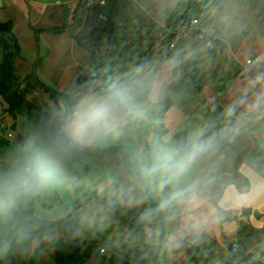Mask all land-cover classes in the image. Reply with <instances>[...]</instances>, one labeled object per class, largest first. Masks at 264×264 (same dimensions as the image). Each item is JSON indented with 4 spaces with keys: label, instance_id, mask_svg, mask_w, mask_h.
<instances>
[{
    "label": "crops",
    "instance_id": "obj_1",
    "mask_svg": "<svg viewBox=\"0 0 264 264\" xmlns=\"http://www.w3.org/2000/svg\"><path fill=\"white\" fill-rule=\"evenodd\" d=\"M83 1L0 0V24L14 23V33L22 50L21 58L16 61V77L20 81L34 71L40 57L44 59L37 70L38 78L43 83L44 80L55 82L59 92L71 93L78 74L91 72L88 52L72 38V35H78L83 30L87 20L88 13L82 8ZM220 1V11L205 14L204 0H125L118 16L115 41L110 49L109 57L118 64L121 77L141 66L140 62H156L164 56L180 57L175 71L166 77L168 83L164 96L150 109L158 112L160 104L167 98L173 103L172 109L158 121L168 131L162 138L165 144L178 142L175 137L178 133L187 138L194 129L208 121L225 126L230 107L236 109L234 119H243L235 141L225 145L219 156L220 170L211 201L212 206L221 209L219 219L197 234L178 238H173L172 230L167 227L170 233L167 264H195L186 262L187 248L192 245L199 248L202 264H226L232 248L234 257L231 264H249L246 262L248 257L264 264V189L257 183L258 178L264 176V104L255 111L249 106L264 98V0ZM190 2L195 3L193 9L188 8ZM198 11L204 16L203 21L197 16ZM77 12L83 21L80 27L75 26L63 34H42L38 48L34 30L72 27ZM172 15H186L188 22H200L185 33L184 42L176 51H171L169 42L163 41V37L183 21H171ZM209 41L215 42L218 47L216 51L208 49ZM189 50H193L194 54L189 56ZM2 60L3 51L0 48V65ZM248 61H252V64L248 65ZM105 85L98 80L90 91H99ZM69 89L72 90L67 92ZM28 100L43 108L45 101L51 114L54 109L57 113L64 109L54 106L39 89L30 94ZM7 109V103L0 95V155L17 144L18 129H23L25 123V117L14 119L6 113ZM136 127L142 131V153L145 145L159 137L154 133L149 119ZM10 134L14 139L8 140ZM104 141L107 144L103 148L115 146L119 143V136H111ZM86 159L76 165L78 171L87 167L84 166ZM95 159L108 171L101 172L98 186L90 191L98 194L111 192L114 199L126 203L119 194L125 188L131 190L134 182L124 155ZM237 174L244 175L250 181L249 193L240 194L231 185V180ZM80 181L66 183L75 186ZM30 204L28 201L26 206ZM134 205L132 207L136 213L143 210V204ZM43 209L42 212L34 210V213L37 219L44 222H59L69 215L66 209L54 211L45 205ZM86 222H74L79 234L73 238L86 264H130L114 251L115 244L124 242L134 248L157 243L150 229L137 234L126 227L123 218L116 217L107 227L109 241L104 239L106 242L103 243L93 238V223ZM58 238L61 235L33 242L16 264H57L55 251L48 244ZM101 247H105L111 255H100ZM165 256L164 251L156 263L145 258L137 264H165Z\"/></svg>",
    "mask_w": 264,
    "mask_h": 264
},
{
    "label": "clouds",
    "instance_id": "obj_2",
    "mask_svg": "<svg viewBox=\"0 0 264 264\" xmlns=\"http://www.w3.org/2000/svg\"><path fill=\"white\" fill-rule=\"evenodd\" d=\"M187 54L191 56L194 51ZM179 62L180 57L164 56L134 68L56 113L54 124L37 129L23 143L10 146L0 155V261L15 251L31 248L36 238L40 222L18 215L25 202L52 188L64 167L87 149L145 122L151 107L166 92V77ZM262 104L264 98L249 106L255 111ZM227 114L225 126L208 121L181 141L165 146L157 141L150 158L131 170L134 185L120 192L121 200L148 203L144 219L160 217L172 230L173 238L197 234L219 219L221 209L211 205L219 156L225 145L235 141L243 125V119H234V107ZM188 176L190 179L181 183ZM257 183L264 189V176ZM166 191L167 195L151 206L152 192ZM112 207L111 201L103 202L95 209L86 208L83 215L87 218L95 212L106 216Z\"/></svg>",
    "mask_w": 264,
    "mask_h": 264
},
{
    "label": "trees",
    "instance_id": "obj_3",
    "mask_svg": "<svg viewBox=\"0 0 264 264\" xmlns=\"http://www.w3.org/2000/svg\"><path fill=\"white\" fill-rule=\"evenodd\" d=\"M125 0H108L106 6H93L87 8L83 1V10L88 13L87 20L83 25V30L78 35H72V38L76 40L78 45L84 48L88 52L90 62V73H79L73 92L65 93L59 92L43 83L37 76V70L43 63V58L40 57L34 66V71L28 75L23 81H20L16 77V61L21 58L22 50L14 33V23L12 21L0 24V48L3 51V60L0 65V95L7 103L8 109L6 113L17 119L19 116L25 117L24 133L19 134L17 137V143H23L30 135L39 128L50 126L55 123L56 116H53L50 112V108H43L41 105L30 102L28 96L35 90H42L52 102V104L58 108L64 107L65 109L73 107L79 102V100L90 92L93 85L98 81L109 83L118 77H121L118 73L119 66L113 60L110 59V49L115 41V34L118 25V16L121 7ZM206 8L203 10L205 14L212 11H220L222 9V3L220 0H204ZM189 9L195 7V3L190 2ZM171 21L188 22L186 15H172ZM83 24L82 18L79 17L77 12L75 17V25L72 27H53L44 30H34L36 43L38 48L40 47V36L42 34H63L68 33L72 28L80 27ZM146 62H140V65H144ZM173 103L171 99L167 98L160 104L158 112L150 111L149 120L153 126L154 133L159 137L161 145L166 144L162 141V138L168 134L167 129L158 121L164 118L166 114L172 109ZM176 139L181 141L186 138L182 133L176 134ZM142 131L136 126L130 127L122 135H119L118 145L108 148H96L90 147L83 154L77 156L70 161L64 169L58 174L56 180H65L68 183L74 181H80L85 179L89 175V168H84L83 171H78L76 165L80 164L84 158H106L117 154L124 155L128 170L136 168L135 163H142L145 158H150L152 151L149 145H145L144 150L140 153V149L143 146ZM190 179V176L184 177L181 183ZM231 185L235 186L240 194H247L251 190V183L242 174H237L231 180ZM167 195L165 193H156V200L152 198L150 204L155 206L159 199ZM86 198H90L97 202H107L98 193L89 191L85 194ZM32 199H29L30 201ZM39 200V196L34 198ZM26 201L24 206L19 210L18 215L32 217L34 221H39L37 226V232L35 233V239L33 242L52 237L54 235H61V238L52 240L48 246L54 249L56 254L57 264H86L81 249L73 242V238L76 236V228L73 218H66L59 222H44L36 218L34 210L27 208ZM113 204L112 209L124 219L125 225L128 229L134 230L137 234L144 232L146 229H150L153 239L157 242L154 244H142L134 248L130 247L127 243L115 244L113 248L115 252L130 261V264H137L148 258L152 262L156 263L163 252L165 251L166 263L168 262V252L170 233L167 227L161 222L160 217H155L151 221L144 219V210L149 206L148 203H143V210L140 213H135L127 208ZM105 243L104 239H100ZM25 250L21 249L15 251L9 255L5 260L0 261V264L11 262L16 264L17 260L21 258ZM234 257L233 248L230 249V259L226 264H231ZM187 263L202 264L200 258L199 248L192 245L187 248ZM246 262L249 264H261L255 262L251 257H248Z\"/></svg>",
    "mask_w": 264,
    "mask_h": 264
},
{
    "label": "rangeland",
    "instance_id": "obj_4",
    "mask_svg": "<svg viewBox=\"0 0 264 264\" xmlns=\"http://www.w3.org/2000/svg\"><path fill=\"white\" fill-rule=\"evenodd\" d=\"M197 16L201 21L204 20V16L201 13H199V11L197 12ZM45 57H46V55H45ZM44 82L47 84V86H49L53 89H56L55 82H53L51 80H48V81L44 80ZM71 90L72 89H69L67 92H70ZM71 92H73V91H71ZM44 107L45 108L48 107L45 104V101H44ZM56 113H57V111H55V109H54V112L52 114L55 115ZM25 122H26V118H25ZM141 127L144 128V125H141ZM24 130H25L24 127H23V129L20 128V129H18V133L23 134ZM157 141H159V139L154 138L149 143V147L151 148L152 153H154L156 147H158V145L156 143ZM165 141H167V140H165ZM106 144L107 143L103 140L102 142L97 144L98 146H101V147H98L95 145L92 147L103 148L102 146H106ZM159 144H160V146H163V145H161L160 141H159ZM146 161H147V158H145V160L142 163H144ZM142 163L138 164V163L134 162V166L136 168H138ZM84 166H87L90 170L89 176L84 181L83 180L80 181L75 186H69L65 180H57V181H55L52 188H50L48 191L39 195V200H34V199L30 200L29 202H31V204L27 205V206L30 209L36 210L38 212L44 211V209H43L44 205L47 207L53 208L54 211H56L57 209H63V210L66 209L69 211L68 218H73L74 222L84 220V224L87 223L86 221H91L89 223H93L94 229L91 228V230L93 231L92 235H93L94 239H97L98 241L100 239L108 240L109 235L107 233V227L110 226V223H112V221L114 220L115 217L118 219H122V218L112 208L110 209V211L107 213L106 216L103 214H97L95 212H93L87 218H85V216L83 215V212L86 208L95 209L98 205L101 204L100 202H97V201L92 200L90 198H86L85 194L87 192H89L90 190H92V188L98 186L97 180H99L101 172L102 171L106 172L108 170H104L101 167L102 166L101 162L95 158H92V157H88L84 161ZM81 168H83V167H81ZM109 172H110V170H109ZM111 173L112 172H110V174ZM108 178H110V176ZM99 188H101V187H99ZM149 191L151 192L150 183H149ZM99 195L104 200L111 201L114 204L121 205V206L127 208L128 210L135 212L134 211L135 209H133L132 206H136V205H134L133 203H129L127 201H126V203H125V201L124 202H122V201L120 202L119 200L117 201L116 199L113 198V195L111 192H107L104 194L99 193ZM152 198L154 200H156L157 196H156L155 192H152ZM127 206H129L132 209H130ZM93 220H96V221H93ZM99 253H100V248H99ZM110 255L111 254L109 253V256Z\"/></svg>",
    "mask_w": 264,
    "mask_h": 264
},
{
    "label": "built area",
    "instance_id": "obj_5",
    "mask_svg": "<svg viewBox=\"0 0 264 264\" xmlns=\"http://www.w3.org/2000/svg\"><path fill=\"white\" fill-rule=\"evenodd\" d=\"M108 0H84V4L87 8H91L93 6H106ZM199 20H193L191 22H180L179 25H177L176 28H174L172 31L168 32L164 37V42H169V48L171 51H176L179 49L180 45L183 44L185 39V33L190 30L192 27H196L199 25ZM208 49L210 51H216L217 45L214 41L207 42ZM248 65L252 64V61H248ZM14 139L13 135H8V140ZM100 255L102 256H108L109 252L106 248L102 247L100 249Z\"/></svg>",
    "mask_w": 264,
    "mask_h": 264
},
{
    "label": "water",
    "instance_id": "obj_6",
    "mask_svg": "<svg viewBox=\"0 0 264 264\" xmlns=\"http://www.w3.org/2000/svg\"><path fill=\"white\" fill-rule=\"evenodd\" d=\"M81 13L83 12V10L80 11Z\"/></svg>",
    "mask_w": 264,
    "mask_h": 264
}]
</instances>
